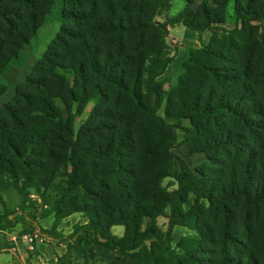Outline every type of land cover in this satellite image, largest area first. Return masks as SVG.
I'll list each match as a JSON object with an SVG mask.
<instances>
[{
  "label": "trees",
  "instance_id": "trees-1",
  "mask_svg": "<svg viewBox=\"0 0 264 264\" xmlns=\"http://www.w3.org/2000/svg\"><path fill=\"white\" fill-rule=\"evenodd\" d=\"M228 1L202 2L197 10L186 7L160 21L157 16L172 0H63L71 23L61 27L12 98L0 104V177L10 179L23 202L32 189L51 203L43 216L55 214L51 228L44 229L52 237L62 218L74 212L87 218L66 237L61 264H172L166 253L173 229L191 223L217 255L210 264H260L245 242L238 256L230 255L237 232L230 204L240 203L251 242L250 221L256 210L264 212V70L259 78L254 50L238 38L245 23L264 17V5L234 0L242 25L219 35ZM53 2L0 0V75L36 34ZM179 23L198 33L200 45L187 47L184 71L166 90L158 78L173 59L167 36ZM205 30L211 32L207 42ZM6 89L0 81V96ZM89 104L76 130L75 117ZM162 104L165 117L157 113ZM184 117L192 124L183 127L190 150L215 160L196 173L171 151L173 124L165 118ZM172 168L178 187L169 191L161 180ZM202 190L222 207L217 229L201 216L204 205L182 209L190 192ZM158 215L168 218L166 230L155 222ZM147 218L153 221L144 227ZM15 223L0 214L1 230ZM117 224L125 227L122 236L112 232Z\"/></svg>",
  "mask_w": 264,
  "mask_h": 264
},
{
  "label": "rangeland",
  "instance_id": "rangeland-1",
  "mask_svg": "<svg viewBox=\"0 0 264 264\" xmlns=\"http://www.w3.org/2000/svg\"><path fill=\"white\" fill-rule=\"evenodd\" d=\"M219 0H194L188 2L187 0H172V6L164 10L157 19L163 21L166 17H174L186 7H190L193 10H197L202 2H207L210 6H215ZM234 0H229L226 5L224 14V21L218 23L217 29L219 35L223 33L228 34L236 25L241 26L242 23L236 19ZM257 8L260 9L264 5V0H258L256 2ZM64 3L63 0H54L52 7L43 17L42 21L36 31V34L14 57L7 69L0 75V81L6 85L7 89L5 93L0 96V104L8 101L12 98L15 88L23 82L25 77L31 72L34 64L43 56L53 39L56 37L63 25L71 23L72 19L64 17ZM185 29L184 25L179 23L172 29V35L167 36V43L169 45L170 55L173 59L169 63L165 72L159 76V80L162 82L164 89L169 90L178 83V78L183 73V62L188 57L187 47L195 46L193 40H180L178 38H184ZM188 31L194 32L195 30L189 29ZM208 33L211 32L208 30ZM264 33V17L256 15L247 23L242 31V38H238L239 41L245 42L246 45L252 47L255 53V69L260 78L261 73L264 70V54L259 49V43L262 39L261 35ZM178 38H177V37ZM237 37V36H235ZM197 47L199 42H195ZM219 61V60H218ZM220 64H224V61H219ZM57 104L64 110L66 115V109L61 99L57 100ZM165 104H162L158 110V115L165 117ZM91 104H89L81 115L75 117V128L79 129L84 119L90 112ZM75 110V107L73 108ZM170 124H173L169 141H173V147L171 151L175 153L180 159L185 161L186 165L193 171L198 172L200 169L208 168L210 163L215 160L212 156L203 151L192 152L190 146L186 141V131L183 127H191L190 119L181 118L179 121L176 118H165ZM179 123V124H178ZM212 127V126H211ZM210 127V128H211ZM172 174L165 176L161 180V184L169 191L177 189L178 182L174 175L177 170L171 169ZM208 191L202 190L200 193L195 194L190 192L188 198L183 202L182 209L184 212H190L191 210H199L203 208L199 205H204L207 209L206 214H201L204 220H208L212 227L219 225L222 216V207L214 206L208 199ZM51 203L44 202L35 192L30 189L29 198L23 202L18 190L12 184L10 179L6 177H0V214L8 215L9 219H13L16 223L15 226L3 229L1 232L5 238L3 244L7 247L14 249L17 252L19 259L18 264H61L60 258L66 252V237L71 235L73 231V225L76 223H82L87 218L81 212H74L65 218H62L54 230L56 237H52L46 233L44 225L51 227L55 221L54 212L47 216H43L47 209H50ZM232 214L234 215L237 232L233 233L235 241L230 242V255L238 256L240 251H243L242 244L245 242L248 247L252 248L258 255L259 263L264 264V212L262 209L256 210L253 220L250 221V225L253 229V234L250 236L251 242L246 238L245 224L243 219V211L240 203H231ZM168 212V209L166 210ZM155 222L162 229L166 230L168 225V218L165 215H158L155 217ZM153 220L145 219L143 226H148ZM112 232L118 236H122L125 232L124 225L117 224L112 228ZM16 231V235L27 234L33 236L35 233H39L44 236V239L34 238L30 243L34 245V248H28L29 251L23 253L24 259L20 254L17 247H14L15 240L9 239L11 233ZM60 235V237H58ZM187 236V239L182 238ZM39 237V236H38ZM195 238L193 241V250L190 252L187 250L191 247L190 239ZM199 237V238H198ZM52 238V239H51ZM39 240V241H38ZM242 243V244H241ZM4 245L0 246V251ZM211 245L204 237L199 236L198 226L191 223L189 226L178 225L173 229L172 240L170 242V249L167 251L168 257L173 259L172 264H177V260L183 264H210L211 261L217 259V255L213 254L208 248ZM220 249V247H217ZM22 251V250H21ZM190 254L194 255V260L190 259ZM76 254H73V257ZM18 258V257H16ZM90 264H108L104 260H96Z\"/></svg>",
  "mask_w": 264,
  "mask_h": 264
},
{
  "label": "crops",
  "instance_id": "crops-1",
  "mask_svg": "<svg viewBox=\"0 0 264 264\" xmlns=\"http://www.w3.org/2000/svg\"><path fill=\"white\" fill-rule=\"evenodd\" d=\"M186 28H187V29H185V34L186 35L184 36V38H178L177 36L176 37L178 39H180V40H188V39L189 40H193V42H194L193 44L195 45L193 47H197V45H196L195 42H199V45H200V41L198 39V33L196 31H194L192 33L190 31H188V27H186ZM172 29H173V27H171L169 29V35L170 36L172 35ZM209 37H210V33H208V30H205V31L202 32V38H203V41L204 42H207L208 39H209ZM86 222H87V220L86 221H83L82 223H86ZM41 224H42V226H44L42 229H49V228H51V227H47L46 225H44L43 221L41 222ZM175 227H177V226H175ZM112 228H113V226H112ZM1 231L2 230L0 229V246L1 245H4V247L0 251V264H18L19 261H20L19 259H21V257L18 256L17 252L14 251V249L9 248L5 244H3V241H4L5 238L3 237V234H2ZM9 239L15 240L16 243L14 244L15 245L14 247H17V249L19 250L20 254L22 255V260L24 259L23 253L28 252L29 251L28 248H30V249L31 248H34V245L31 244L30 241H29V239H28V235L25 234V233L24 234H20L19 233L18 235H16V231H13L11 233V236H10ZM43 239H44V237H43ZM16 257H18V258H16Z\"/></svg>",
  "mask_w": 264,
  "mask_h": 264
},
{
  "label": "built area",
  "instance_id": "built-area-1",
  "mask_svg": "<svg viewBox=\"0 0 264 264\" xmlns=\"http://www.w3.org/2000/svg\"><path fill=\"white\" fill-rule=\"evenodd\" d=\"M39 236V237H38ZM43 237L44 236H42L41 234H39V233H35L33 236H28V239H29V241L31 242V241H33V239L34 238H40L41 240L43 239Z\"/></svg>",
  "mask_w": 264,
  "mask_h": 264
}]
</instances>
